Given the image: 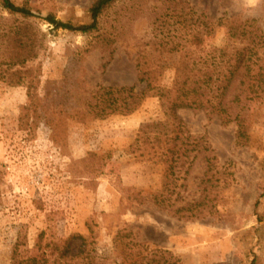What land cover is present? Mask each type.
I'll list each match as a JSON object with an SVG mask.
<instances>
[{
    "label": "rangeland",
    "instance_id": "obj_1",
    "mask_svg": "<svg viewBox=\"0 0 264 264\" xmlns=\"http://www.w3.org/2000/svg\"><path fill=\"white\" fill-rule=\"evenodd\" d=\"M13 1L32 9V27L46 36L37 59L12 68L8 32L26 22L0 6V264H12L19 237L23 249L62 251L72 236L84 239L93 264H123L131 240L181 264H264V109L255 110L247 147L237 144L235 124L205 110H179L186 131L204 137L211 151L182 168L168 189L165 166L143 157L141 145L131 147L144 124L165 120L158 98L144 99L130 115L87 119V105L102 87L145 93L136 68L142 52L181 54L199 31L201 13L213 27L206 45L221 48L225 17L256 19L264 29V0H120L104 12L100 36L55 30L44 21L53 14L74 26L90 24L97 0ZM24 68L39 70L40 96L50 114L62 113L60 139L44 122L31 134L21 129L32 89L8 80L10 71ZM172 77L168 71L162 82ZM137 194L147 201L134 203ZM162 201L170 212L158 207Z\"/></svg>",
    "mask_w": 264,
    "mask_h": 264
},
{
    "label": "trees",
    "instance_id": "obj_2",
    "mask_svg": "<svg viewBox=\"0 0 264 264\" xmlns=\"http://www.w3.org/2000/svg\"><path fill=\"white\" fill-rule=\"evenodd\" d=\"M120 0H97L90 8V24L74 26L59 21L53 14L44 18L55 30L103 35L100 20L110 7ZM0 6L11 17H20L26 25L9 30V63L12 68L26 67L38 58L44 45L45 34L37 32L30 21L35 14L30 7L17 5L13 0H0ZM190 9V13L194 12ZM188 13V25L192 27V15ZM120 22V21H119ZM117 22V24L119 23ZM199 31L188 42L189 46L180 54L178 51H157L159 58L142 52L137 60L138 81L146 85L145 93H137L135 88H100L94 92L97 102L87 105V119H104L112 114L130 115L148 97L159 99L165 120L144 124L137 133L132 146L141 145L142 156L148 161L159 163L166 168L168 189L180 170L188 169L200 158L210 153V145L204 137L189 134L183 122L177 117L181 109L205 110L223 124H235L237 144L247 147L252 142V128L256 111L264 109V29L256 19H246L239 15L225 17L223 26L227 29V39L223 47L210 49L206 40L213 35V27L204 13L198 17ZM111 40L103 42L105 51L110 50ZM94 48V47H93ZM168 56L169 61H165ZM10 71L8 85L19 86L21 82L32 89L31 106L21 121V129L29 134L44 122L54 139H60L62 113L49 112L45 98L39 94L41 83L37 69ZM168 71L173 77L168 84L162 82ZM18 76H20L18 78ZM15 77L17 79H15ZM256 110V111H255ZM138 146V145H137ZM96 155H91L95 157ZM134 195V194H133ZM145 199V200H144ZM147 197L134 196V203L144 204ZM163 211L170 212L166 201L159 203ZM173 208V207H172ZM173 214V213H170ZM198 218V217H194ZM131 231H129L130 233ZM117 237H130V234ZM76 240L82 241L77 242ZM26 243L18 238L12 264H93L94 259L87 253L88 245L82 237H70L63 243V250L44 247L35 251L25 248ZM124 252L123 264H181L171 253L160 249L150 250L144 244L131 240ZM251 264H256L254 260Z\"/></svg>",
    "mask_w": 264,
    "mask_h": 264
}]
</instances>
